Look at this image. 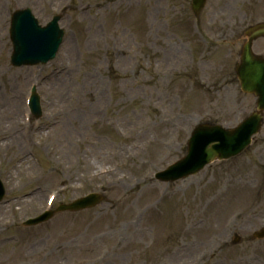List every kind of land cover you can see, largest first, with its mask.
<instances>
[{
	"label": "rangeland",
	"instance_id": "1",
	"mask_svg": "<svg viewBox=\"0 0 264 264\" xmlns=\"http://www.w3.org/2000/svg\"><path fill=\"white\" fill-rule=\"evenodd\" d=\"M26 6L42 23L69 7L66 37L54 61L16 68L9 18ZM263 19L264 0H208L199 24L190 0H0V172L8 189L0 264H264V239L253 238L264 225V127L237 157L176 183L153 181L185 153L198 122L232 127L254 109L234 67L241 31ZM263 48L260 40L255 49ZM30 81L42 99L34 124L44 128L28 146L21 132ZM114 161L122 164L101 204L21 226L52 189L61 202L102 190L88 173ZM121 180L131 185L125 191ZM234 204L247 214L237 216ZM92 235L102 248L120 240L123 250L99 255L87 248ZM204 255L211 257L201 262Z\"/></svg>",
	"mask_w": 264,
	"mask_h": 264
},
{
	"label": "water",
	"instance_id": "2",
	"mask_svg": "<svg viewBox=\"0 0 264 264\" xmlns=\"http://www.w3.org/2000/svg\"><path fill=\"white\" fill-rule=\"evenodd\" d=\"M37 26H38V25H37ZM39 27H40V26H39ZM39 27H38V28H39ZM35 30L42 31V30H39V29H37V28H35ZM258 32H261V31H258ZM258 32H257V33H258ZM20 35H21V34H20ZM55 35H56V32L51 33V35H50V40H49V42H48V47L46 48V51H47V49L50 48V45H51V43H52V41H53ZM13 36H15V35H13ZM16 45H17V47H19L18 44H16ZM27 49H28V50H34L35 48L29 46ZM19 52H21V48H19ZM30 55H37V54H26V56H30ZM40 57H41L40 55H37V58H35V59H33V60H31V59H26V60H23L22 62H23V63H25V62H34V60H37V61H38V59H39ZM247 61L249 62L250 60L248 59ZM263 63H264V62H263ZM253 65H254V63H250L249 66H244V67H249V68H251ZM261 70H263V69H262V68H258V69H257V73H258V72H261ZM259 86H260V91H261V95H262V93H263V91H264V82H263V84H260V82H259ZM253 116H254V115H253ZM253 116H252V117H253ZM257 119H258V117H257V116H254V119H253V120L256 121ZM204 128H207V129H209V130H202V129H204ZM198 131H199V133L212 134V135H213L214 137H216L218 140H223V139H225L224 143H225L226 146H225L224 149H221V151H222L223 153H226L227 156L230 155V154H232V152H231L232 147H231V146L234 144L233 142H234L235 136H238V134L235 135V134L231 133L230 131L225 132V134H224V133H223L224 131H222V130H218V129H215V128H211V127H208V126L200 127V128L198 129ZM239 132H240V131H239ZM234 133H235V132H234ZM234 135H235V136H234ZM238 142H241V140H239ZM203 154H207L206 158H210V157L213 156V155H212L213 152H212V151H208V150H204ZM221 155H223V154H221ZM192 163H193V162H190V163H188V164H185V163L183 162V163H181V164H179V165H177V166L181 167V166H183V165L185 164V166L182 168V170H185L186 168H188L189 166H191ZM202 165H203V164L198 165V166H195V167L191 168L190 171H191V170H196V169H198L199 167H201Z\"/></svg>",
	"mask_w": 264,
	"mask_h": 264
},
{
	"label": "bare ground",
	"instance_id": "3",
	"mask_svg": "<svg viewBox=\"0 0 264 264\" xmlns=\"http://www.w3.org/2000/svg\"><path fill=\"white\" fill-rule=\"evenodd\" d=\"M0 33H1V30H0ZM109 154H111V153H109ZM94 173V172H93ZM89 174V173H88ZM84 175H86L85 173H84ZM87 177V176H86ZM108 178L109 179H111V178H114V175H109V176H104V177H101V178H98V180L100 181V182H102L103 184H107V181H108ZM119 185H120V188L121 189H124V191L128 188V186H131V185H129L128 183H125V182H123V181H119ZM109 187V186H108ZM108 187H106V188H108ZM234 208L236 207L237 209L236 210H238L237 211V216H241V215H243V214H247V210H246V207H240V205H237V204H234V206H233ZM127 210L128 209H126L125 211L127 212ZM90 239H92V237L90 236ZM128 239V238H127ZM126 239V240H127ZM136 240V243H141V240L140 239H135ZM116 241H118V240H116ZM128 241V240H127ZM125 243V242H124ZM123 243V244H124ZM95 247L97 248V249H100V253L101 254H113V253H115V252H121L122 250H123V247H121V246H114V247H112V248H102V247H100V244L99 243H96L95 244Z\"/></svg>",
	"mask_w": 264,
	"mask_h": 264
}]
</instances>
